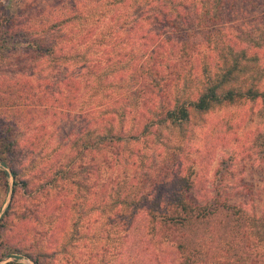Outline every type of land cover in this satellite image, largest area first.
I'll return each instance as SVG.
<instances>
[{
  "label": "trees",
  "instance_id": "obj_1",
  "mask_svg": "<svg viewBox=\"0 0 264 264\" xmlns=\"http://www.w3.org/2000/svg\"><path fill=\"white\" fill-rule=\"evenodd\" d=\"M239 3L251 5L253 1L195 0L193 4H187L184 0H143L139 11L141 23L138 42L130 45L127 50L119 48L116 45L118 41L116 44L113 42L118 33L131 34L137 26L127 27L128 23H122L115 26L108 37L110 41L100 42L108 47L101 55L91 53L89 44L87 49L81 48L89 43L87 37L80 42L73 39L66 41L60 39L62 36L56 37L55 34L42 31L37 21L44 12L27 14L26 3L21 4L24 11L0 16V70L11 62L17 52L27 56L30 62L27 65L28 74L21 75L23 72L18 71L10 79L4 74L0 75V188L9 190L8 178L11 177L14 181L13 198L20 188L25 195L35 200L42 196L44 198L51 187L60 189L61 179L70 180L75 177L77 180L78 177L75 186L82 193L72 197L84 198L87 205L79 209L74 200L68 198L65 200L67 206L62 209L52 207V201L42 209L30 211L25 208L19 210L14 199L0 218V248L13 252L3 251L0 261L17 252L34 264H51L62 249L66 250L71 238L63 243L61 240L68 221L74 222L77 215H85L91 206L97 210L96 205L102 206L107 201V197L101 201L93 199L91 177L100 173L101 168L97 158L101 155L102 163H107L108 169L112 171L123 162L121 155L115 151L113 157L103 155L106 149L127 146L131 142H139L142 137L148 139L154 127H182L191 122L192 113L203 117L217 109L246 102L261 100L263 107L260 112L264 117V62H261L260 57V52L264 54V22L257 28L245 31L242 29L243 24H235L234 21V26L231 19L233 14L245 15V12L240 13L236 9ZM225 9L229 11V16L227 13L224 15ZM231 11L234 13L231 14ZM73 20L71 18L69 22ZM44 62L52 69V73H58L62 67L79 62L85 75L63 79L58 74L52 79L51 74L38 77L34 67ZM132 64H137L133 77L140 73L141 80L136 79L138 87H135L136 83L128 87V94L122 98L128 103L122 109L111 107L101 111L89 108L90 100L79 101L82 90L91 87L93 83L97 95L99 89L104 87L103 83L109 82L110 86L107 87L110 88L118 75L122 76L119 81L124 80L123 72H127L128 66ZM186 72L188 75H185ZM113 76L116 78L111 79ZM183 77L189 78L191 94L188 98L175 95L168 100L172 88ZM95 87L93 85L92 89ZM148 92L150 95L146 96L138 108L136 101L140 102V98ZM122 99L119 98L118 103ZM100 105L103 106L99 103L98 108H101ZM74 112H78L77 117L81 122L80 137L75 134L74 140L68 141L66 147L69 150L63 154V161L50 160L46 169H38V174L48 173L52 177L40 185L34 175L29 179L23 178L24 171L15 167L14 155L17 149L22 146L31 153L45 152L50 142L46 141L48 135L51 138L56 132L54 126L65 119L72 120ZM134 112L145 119L142 129L135 130L132 127L126 133L125 123ZM238 129V124L228 120L212 121L206 133V149L209 140L219 144L235 139ZM258 139L264 156V130H260ZM88 158L91 161L85 164ZM181 163L182 156L176 160L172 170L162 169L161 174L165 177L170 174L168 178L178 175L176 171L183 169ZM204 173L203 170L193 182L200 185ZM177 177L180 190L172 192L174 197L167 205L152 204L156 202L157 192L152 189L146 193L142 186L144 191L140 193V189L128 180H124L117 189L104 186L100 190V194L106 195L107 189L112 191L109 194L110 208L120 207L124 214H129V219L138 221L133 228L135 234H131L127 226L124 228L123 245L129 240H135V245L139 242L138 246L130 248L128 262L124 260V264L146 263L144 258L147 246L141 240L146 235V228L153 232L160 245L163 241H169L167 250L171 244H176L177 253L182 255L180 264H251L249 255L238 257L233 253L237 240H250L253 246L264 252V217L248 211L244 205H218V199L213 198L212 204L206 196L192 191V181L186 187L183 178ZM143 198L146 204L141 205ZM66 208L73 214L64 223L57 222L64 217ZM224 218L230 220L232 227L241 225L235 235L230 233L228 236V247L210 233L211 227L218 224L216 220ZM146 221L151 222L150 227H147ZM240 235L241 239L238 238ZM216 251L222 253L215 254ZM134 252H137L136 259L130 261ZM234 257L238 258L237 261ZM164 258L154 260V263L164 264Z\"/></svg>",
  "mask_w": 264,
  "mask_h": 264
},
{
  "label": "rangeland",
  "instance_id": "obj_2",
  "mask_svg": "<svg viewBox=\"0 0 264 264\" xmlns=\"http://www.w3.org/2000/svg\"><path fill=\"white\" fill-rule=\"evenodd\" d=\"M118 1L0 0V16H6L9 12L18 14L20 11H24L21 4L26 3L25 8L28 11L26 9L25 12L27 14L33 12L37 15V12H44L37 21V25L42 31L55 34L56 37L62 36L60 39L66 41L73 39L75 42H80L87 37L89 38V43H86V46L82 45L81 48L85 50L89 44L91 45V53L101 55L102 52H106L108 47H104L100 42L103 40L107 42L109 35L115 30V26L122 23H128L127 27L137 26H135L136 29L131 34H128L129 32L118 33L113 42L118 41L115 44L119 48L123 47L126 50L129 49L130 45L133 46L134 43L138 42L139 23H141L139 21V11L143 0ZM252 1L253 4L251 5L239 3L236 9H239L240 13L245 12V15L241 16L239 14L237 16L233 14L231 18L233 24L235 21V24L244 25L242 26L243 31L257 28L264 22V0ZM184 2L193 4L195 0H184ZM223 13L224 15L227 13L229 16L228 10H223ZM230 13L234 12L231 11ZM77 15L78 17H76ZM71 18H74V20L70 23ZM143 25L147 27V24L144 22ZM89 33L90 35H88ZM103 34L105 35L104 38H102ZM114 43H109V45L113 46L115 45ZM123 43L127 44L124 46ZM136 55H138V50L136 51ZM211 57L214 58V56ZM260 57L261 62H264V54L262 55L261 52ZM29 63L27 56L17 52L11 62L2 67L0 75L4 74L10 79L18 71L23 72L21 75L28 74L27 69L29 67L27 65ZM136 66L137 64L128 66L127 72H123L124 80L122 81H119V77L122 76L118 75V78L113 76L111 79L116 78L117 80L111 84L110 88L107 87L110 86L109 82L103 83L104 87L99 89L97 95H95L96 87L94 83L92 86L94 85L95 88L92 89V86H89L83 89L79 101L85 102L90 100L88 104L89 108L101 109V111L110 109L111 107L122 109L128 103L127 100L124 101L122 99L128 94V87L133 83H136L135 87H138L139 84L136 79L141 80L140 73L136 74V77H133V71ZM34 70V73L38 77H46L51 74V79L57 74L62 79L64 77H83L85 75V71L79 67V62L62 67L58 73H52V69H49V65L45 62L38 63L34 67ZM185 75H188L187 72ZM25 76L28 77V75ZM188 79L183 77L178 85L175 83L177 86L172 88L171 97L168 100L175 95L185 98L189 97L192 87L189 88ZM147 95H150V92L141 97L140 102L136 101V104H139L138 108L142 106ZM119 98L122 99L120 102H124L123 105L120 102L118 103L117 100ZM99 103L103 105H100L101 108L97 106ZM262 107L263 102L258 100L257 102H246L230 108L217 109L203 117L192 113L191 122L182 127H154L153 134L148 139L142 137L139 142H131L127 146L108 148L106 151H103V155L111 157H113L112 153L115 151L116 154L121 155L123 161L120 166H116L118 168L115 171H112L108 169L107 163H102L103 157L101 155L97 158L99 163H101V168L99 170L100 173L91 177L90 183L92 187L94 186L93 199L101 201L102 198L107 197V201L102 206L96 205L98 207L97 210L91 206L85 215H77L74 222L68 221L61 243L66 242L69 238H71V242L66 246L65 251L62 249L56 255L51 264H124V260L128 262L127 257L131 250L130 248L138 246L139 242L135 245V240H129L123 245L124 228L127 226L128 231H131V234H135L133 228L137 226L138 221L129 219V214H124V210L120 207H109V194L112 193L110 189L106 190L107 195L106 193L100 194V190L104 186H109L111 189L115 187L117 189L120 184H123L124 180L133 182L140 189L138 190L140 193L144 191L141 188L142 186H144L146 193L153 189L157 194L156 202L152 204L157 205L162 203V205H167L174 197L172 192L180 190V182H178L177 177L180 176L186 183V187L191 185L189 183L192 181V191L195 193L199 192L201 196L204 195L203 197L206 196V199L211 200L212 204H214L213 199H218V205L226 203L228 205H244L248 211H254L259 216L264 217V156L261 143L258 139L260 130H264V117L261 116L260 112ZM77 113H73L72 120L65 119L58 126L55 125L53 130L56 132L53 137L49 138L50 135L47 134L46 141L49 140L50 142L45 152L31 153L30 150L22 146L17 149L14 155L15 167L20 171H24L23 178L29 179L28 177L34 175L37 184L40 185L45 179L47 180L52 177L48 173H44L45 175L38 174V169H42V167L46 169L50 160L63 161V154L69 150V147H66L68 141L74 140L75 134L80 137L78 134L81 130V122L80 118H78L79 116L77 117ZM135 113L137 112H134L129 121L125 123L126 133H129L132 127L135 130L142 129L145 119L141 118L140 115L137 116ZM134 116H136V119ZM227 120L239 125L236 138L219 144L209 140V146L206 149V133L210 127V123L212 121L225 122ZM180 156H182L181 165L183 169L176 171L178 175H172V178H168L170 174L168 177L163 176L161 174L162 169L170 168L172 170L176 160ZM90 161L91 158H88L85 164L90 163ZM65 164L68 166L69 163L66 161ZM203 170L205 173L202 183L197 185L193 181L197 180L198 175ZM76 179L75 177L70 180L63 178L59 181V185H61L60 189L51 187L44 194V198L42 196L33 200V198L28 197V194L25 195L24 191L20 188H18L17 196L13 198L14 181L11 177L8 178L9 190H6L4 187L0 188V218L4 216L14 199L19 210H23L24 208L30 211L42 209L48 202L52 201H54L51 203L52 207L62 209L67 206L65 200L68 198L73 199L77 205L76 207L79 209L87 206L85 205L84 198L72 197L74 194L82 193L81 190H79L80 192L77 191L78 186H75V181L78 182L79 180L78 177ZM59 193L61 195H58ZM140 203L141 205L146 204L145 199L143 198ZM63 213L64 219L60 218L57 222L64 223L71 217V213L73 214L67 208ZM147 220L150 219L148 218ZM216 221L218 224H214L211 227L212 232L210 233L215 235V239L220 240L224 246L228 247V236L230 233L235 235L241 225L232 227L229 222L230 220L225 218L224 220L218 219ZM75 222L77 224L74 226L73 223ZM150 223L146 221L147 227H150ZM160 229L161 227L158 228V230ZM241 236L238 238L241 239ZM141 240L147 246L146 257L144 258L145 264H155L154 260H161L163 257H165L164 264H180L182 255L177 253L175 243L171 244V248L167 250L166 245L169 241H163L160 245L156 242L153 232L147 231V228L146 235ZM183 241L185 242L186 240ZM235 244H237L234 245L237 246L236 250L233 251L235 255L238 257L249 255L251 264H264V252L260 248L253 246L250 240H237ZM4 249L0 248V257L4 252H13L10 249L6 251ZM136 253L134 252L135 255L131 257L130 261L136 259ZM218 253H222V251L215 252V254ZM223 255L225 256V254ZM234 259L237 261L238 258L234 257ZM8 263L34 264L32 260L17 252H14L10 258L0 261V264Z\"/></svg>",
  "mask_w": 264,
  "mask_h": 264
}]
</instances>
